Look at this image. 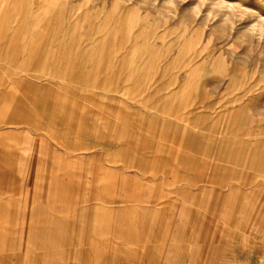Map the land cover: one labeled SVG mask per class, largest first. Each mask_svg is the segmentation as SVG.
Wrapping results in <instances>:
<instances>
[{
	"label": "rangeland",
	"instance_id": "obj_1",
	"mask_svg": "<svg viewBox=\"0 0 264 264\" xmlns=\"http://www.w3.org/2000/svg\"><path fill=\"white\" fill-rule=\"evenodd\" d=\"M0 56L46 111L76 103L81 147L125 132L142 151L152 122L174 202L139 264H264V0H0Z\"/></svg>",
	"mask_w": 264,
	"mask_h": 264
},
{
	"label": "crops",
	"instance_id": "obj_2",
	"mask_svg": "<svg viewBox=\"0 0 264 264\" xmlns=\"http://www.w3.org/2000/svg\"><path fill=\"white\" fill-rule=\"evenodd\" d=\"M3 63L0 56V264H76L81 248L92 264L109 257L139 264L143 243L153 239L145 228L163 208L154 239L161 242L174 202L171 164L163 175L156 167L152 122L142 151L125 132L114 140L107 133L94 152L84 131L81 147L76 103L66 113L46 111L44 87L29 80L25 66L5 74ZM122 121L131 127V117Z\"/></svg>",
	"mask_w": 264,
	"mask_h": 264
},
{
	"label": "bare ground",
	"instance_id": "obj_3",
	"mask_svg": "<svg viewBox=\"0 0 264 264\" xmlns=\"http://www.w3.org/2000/svg\"><path fill=\"white\" fill-rule=\"evenodd\" d=\"M113 181V180H112ZM112 185V184H111ZM115 186V185H114ZM97 189V188H96ZM106 189V188H105ZM102 191H104V190H102ZM110 191V190H109ZM92 192V191H91ZM90 192V193H91ZM103 193V192H102ZM112 193V192H111ZM108 198V197H107ZM109 199V198H108ZM103 203H105V202H103ZM103 206V205H102ZM106 206V205H105ZM68 208V207H67ZM107 210V209H106ZM64 215V214H63ZM110 216V215H109ZM11 219V218H10ZM181 219V218H180ZM105 222V221H104ZM182 227V226H181ZM180 227V228H181ZM99 228V227H98ZM195 230H196V228H195ZM66 231V230H65ZM107 231V230H106ZM182 231V230H181ZM135 233V232H134ZM182 237V236H181ZM168 238V237H167ZM105 240H106V238H105ZM108 240H109V238H108ZM122 240V239H121ZM138 240V239H137ZM136 240V241H137ZM104 241V240H103ZM120 241V240H119ZM123 243V242H122ZM135 244V243H134ZM198 244V243H197ZM120 245V244H119ZM132 245V244H131ZM138 245V244H137ZM62 246V245H61ZM106 246V245H105ZM126 246V245H125ZM102 247V246H101ZM123 247V246H122ZM100 248V247H99ZM103 248V247H102ZM64 250V249H63ZM84 250V249H83ZM107 250V249H106ZM107 252V251H106ZM45 254V253H44ZM61 254V253H60ZM63 256V255H62ZM130 256H131V258H133L135 261H137L138 259H137V257H135L136 256V254H135V256H132V252H130ZM105 257V256H104ZM103 259V258H102ZM93 260V259H92ZM106 260V259H105ZM63 261V260H62ZM141 261V260H140ZM161 261V260H160ZM61 264V263H60ZM103 264V263H102ZM125 264V263H124Z\"/></svg>",
	"mask_w": 264,
	"mask_h": 264
}]
</instances>
